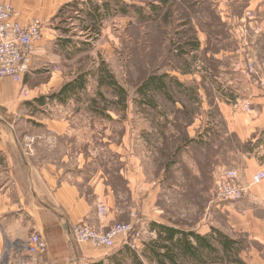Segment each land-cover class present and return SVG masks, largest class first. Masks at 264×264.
<instances>
[{"label":"crops","instance_id":"obj_1","mask_svg":"<svg viewBox=\"0 0 264 264\" xmlns=\"http://www.w3.org/2000/svg\"><path fill=\"white\" fill-rule=\"evenodd\" d=\"M132 1L142 5L146 0ZM148 1L155 5L190 1L196 15L191 19L187 14L190 20H180L177 31L185 34L191 25L199 43L197 53L207 50L206 56L214 58L228 54L223 49L209 51L211 44L224 41L217 31L220 28L236 35L239 57L252 50L264 64V0ZM0 2L12 4L22 24L34 18L44 23L23 84L0 78V264H14L16 257L24 255L34 230L48 241L46 264H157L150 247L161 241L166 228L214 237L217 231L223 232L242 241L241 264H264V181L253 183V177L264 171V89H249L241 74L240 85L254 110L242 112L219 104L228 142L233 145L235 137L245 146L244 151L231 147L230 154L243 156L234 168L248 186V194L239 202L216 204L212 190L214 170L220 167L221 141L217 132L205 136L200 121L175 135L172 145L168 139L173 131L167 126L158 128L161 122H157L148 130V143L143 140L148 151L142 153L140 130L133 128L130 144L125 107L93 105L96 95L88 85L65 101L48 98L77 76L67 64L71 45L62 39L58 24L63 6L74 3L67 7L69 11L80 8L102 13L103 4L110 3L116 37L110 43L112 49H119L118 34L124 26L119 3L126 0ZM248 10L253 11V18L246 16ZM103 26L108 33L109 24ZM244 26L250 28L249 40L242 43ZM196 79L204 82L200 73ZM24 86L30 90L28 97L21 96ZM87 93L91 97L82 103ZM30 136L35 138L32 143ZM100 202L109 210L106 218L97 214ZM132 212L145 231V241L138 249L128 245L97 248L74 238L73 225L81 219L104 228L130 221Z\"/></svg>","mask_w":264,"mask_h":264},{"label":"rangeland","instance_id":"obj_2","mask_svg":"<svg viewBox=\"0 0 264 264\" xmlns=\"http://www.w3.org/2000/svg\"><path fill=\"white\" fill-rule=\"evenodd\" d=\"M141 3L143 4L135 5L132 0L125 2L123 31L119 30L118 34L119 49H112L110 43L111 40L116 39L113 32L115 22L111 12L104 11L103 17L98 15L94 19L86 10L79 11L78 8L69 11L66 8L60 14L58 24L64 36L62 39L65 42L70 41L71 49L68 51L70 63L67 64L71 72L74 71L77 75L87 74L88 88L96 95L93 100L96 99L98 105L121 108L125 103L121 102V97L117 95L116 90L109 85L99 86L98 83L102 68L111 71L115 80L127 91L125 119L129 128L130 144L133 128L135 132L140 130L141 148L139 150L142 153L148 151L146 144L149 141L148 130L157 122H161L157 125L158 128L163 130L162 127L167 126L166 128L173 131V136L168 139V143L172 145L175 135L180 136L179 133H184L187 125L192 126L193 123L200 121L205 126L203 132L205 136L213 137L214 132H217L215 136H220L221 154L218 158L220 167L215 168L214 174L218 170L234 168L236 164H241L243 156L231 155L230 148L237 147L244 151L245 146L235 137L232 138L234 144L230 145L232 143H229L228 137L225 136L226 126L219 111L221 103H226L237 110L234 107L235 100L247 95L244 94V86L240 85L243 82L239 76L242 75L233 69L234 64L240 59V54L237 53L239 46L236 35L217 29L218 34L225 37L224 41L211 44L209 51L211 53L221 49L228 51L227 55L224 53L220 58L207 57V50L203 53L193 50L189 52L190 48L184 43L189 37L194 36V29L190 25L184 29L187 31L183 34L182 31H177V25L182 19L190 20L187 14L194 19L195 8L190 1L178 4L174 2L173 5L169 3L164 8L160 7L161 9L153 12V16L148 15L151 2L146 0ZM134 6H142L146 10V15L138 14ZM170 12L171 16L168 14ZM106 22L109 24L108 33L105 28L103 29ZM244 30L248 42L250 28L246 27ZM242 37L243 30L240 40ZM181 44H184L183 47L186 50L184 54L177 51ZM245 51L253 57L260 76L264 79V64L257 56L255 57L257 53L252 50ZM198 73L202 75L204 82L197 81ZM233 73L239 75L236 76ZM152 74L163 75L165 87L158 89L151 86L146 93L145 88H139ZM183 74L189 76L184 77ZM235 78L237 83L234 81ZM247 84L250 89L251 84L248 80ZM199 89L201 92L198 91ZM99 92H102L106 99L99 95ZM90 94H86L87 101L82 103H88ZM82 100H84L83 97ZM117 131H120V127ZM143 140L146 141L145 144ZM34 141L35 138L30 136L29 142ZM191 218H194V215H191ZM17 261L16 257L14 264Z\"/></svg>","mask_w":264,"mask_h":264},{"label":"built area","instance_id":"obj_3","mask_svg":"<svg viewBox=\"0 0 264 264\" xmlns=\"http://www.w3.org/2000/svg\"><path fill=\"white\" fill-rule=\"evenodd\" d=\"M78 12V11H77ZM246 16L253 18L252 10ZM20 13L10 3L0 2V78L10 77L18 83L24 82L25 75L30 71L36 43L42 38L44 23L34 18L27 24L19 20ZM243 28L242 43L247 39ZM234 71L243 74L251 86L264 89V79L256 67L255 60L246 51L234 64ZM30 90L25 86L21 89V96L28 97ZM234 107L242 112L254 110L250 97L235 100ZM254 183L264 181V171L253 177ZM248 194V186L244 185L235 168L221 169L215 172L213 187V202L234 203L243 200ZM100 218L108 217L109 210L104 202L97 207ZM73 235L78 243H90L97 248H116L119 245L138 247L145 241L144 228L140 226L139 217L135 212L128 222H114L102 228H96L86 219H81L73 225ZM25 254L18 257L16 264H46L48 241L43 235L34 230L30 233L26 244Z\"/></svg>","mask_w":264,"mask_h":264},{"label":"trees","instance_id":"obj_4","mask_svg":"<svg viewBox=\"0 0 264 264\" xmlns=\"http://www.w3.org/2000/svg\"><path fill=\"white\" fill-rule=\"evenodd\" d=\"M110 3H104V10L112 13V7L107 6ZM161 5L151 4V8L148 11L149 16H153L159 8H164L165 4L160 3ZM74 3H69L63 6L61 13L65 11L67 7H72ZM119 13L121 9L123 14L126 13L125 2L123 5L119 3ZM138 14L146 15L144 8L142 6L133 7ZM160 8V9H161ZM79 11H82L80 8ZM94 10V13L88 12L91 18H97L104 16V13L100 14ZM60 13V14H61ZM171 16V12L168 13ZM173 14V13H172ZM59 17V15L57 16ZM67 31V29H66ZM68 42H70L68 40ZM190 51L196 52L199 46L196 36H191L188 38V41L185 43ZM184 44L178 46L177 51L181 54H184L186 51L183 47ZM99 86L109 85L112 86L117 95L121 97V102L125 103L126 106V89L121 86L116 80L114 75L107 68H102L101 75L98 78ZM88 78L87 74L80 73L73 80L67 82L60 90L57 92H52L48 98L49 99H59L65 101L67 98L78 95L81 91L87 88ZM154 86V88L163 89L165 87V82L162 76H157L156 74L150 75L144 84L139 89H148ZM99 95L105 98V95L102 92H99ZM106 99V98H105ZM93 105H98V101L95 99L92 101ZM196 244L193 242V240ZM151 251L154 253L157 264H212V263H225V264H241L242 260L240 259V252L243 249V244L241 240L233 239L230 236L224 234L223 232L217 231L216 236L210 235H200L194 231H179L173 228H166L165 236H162L160 242H156L151 245ZM139 264V263H138ZM140 264H142L140 262Z\"/></svg>","mask_w":264,"mask_h":264},{"label":"bare ground","instance_id":"obj_5","mask_svg":"<svg viewBox=\"0 0 264 264\" xmlns=\"http://www.w3.org/2000/svg\"><path fill=\"white\" fill-rule=\"evenodd\" d=\"M253 183H254V181H253Z\"/></svg>","mask_w":264,"mask_h":264}]
</instances>
